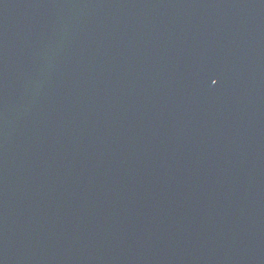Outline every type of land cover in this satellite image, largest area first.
Returning a JSON list of instances; mask_svg holds the SVG:
<instances>
[{
  "label": "water",
  "instance_id": "obj_1",
  "mask_svg": "<svg viewBox=\"0 0 264 264\" xmlns=\"http://www.w3.org/2000/svg\"><path fill=\"white\" fill-rule=\"evenodd\" d=\"M0 264H264V0H0Z\"/></svg>",
  "mask_w": 264,
  "mask_h": 264
}]
</instances>
